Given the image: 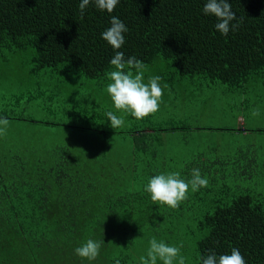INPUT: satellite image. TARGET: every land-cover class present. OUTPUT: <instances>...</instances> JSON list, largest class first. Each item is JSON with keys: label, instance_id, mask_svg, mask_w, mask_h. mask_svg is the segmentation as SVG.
<instances>
[{"label": "trees", "instance_id": "1", "mask_svg": "<svg viewBox=\"0 0 264 264\" xmlns=\"http://www.w3.org/2000/svg\"><path fill=\"white\" fill-rule=\"evenodd\" d=\"M80 2L0 0V118L10 122L0 136V264H140L153 237L182 243L186 264L233 248L246 264H264V129L250 124L254 108L264 118V0H228L243 20L227 36L203 12L206 0H119L111 13L92 0L83 18ZM112 16L128 28L118 51L146 65L145 83L162 77L161 103L175 98L177 83L197 94L207 83L211 93L236 97L223 112L234 108L236 125L191 126L177 115L156 121L155 113L136 119L117 110L106 91L117 50L101 36ZM25 58L35 85L7 89V72L19 71ZM41 105L70 119L66 143L30 146L41 134L23 126L61 124L11 112ZM108 111L128 126L112 128ZM205 129L238 137L182 156V143ZM194 168L208 185L190 187L178 208L154 203L145 190L159 174L180 172L187 182ZM88 239L104 241L91 261L75 253Z\"/></svg>", "mask_w": 264, "mask_h": 264}, {"label": "clouds", "instance_id": "2", "mask_svg": "<svg viewBox=\"0 0 264 264\" xmlns=\"http://www.w3.org/2000/svg\"><path fill=\"white\" fill-rule=\"evenodd\" d=\"M90 2L92 0H81L79 4L81 18H83L84 10ZM94 3L98 9L111 13L119 0H94ZM203 12L217 18L218 22L215 28L225 36L230 30L236 31L243 20L242 17L237 18L228 0H206ZM232 21H236V23H231ZM110 23L111 26L101 36L117 51H115V55L110 61V64L114 66V70L106 73L111 81L107 85L106 91L117 110L130 113L136 119H144L159 110L163 96V89L159 83L162 77L158 75L150 76L148 82H144L146 65L135 56L125 59L124 53L118 51L125 43L124 33L128 31L127 26L116 16L111 17ZM164 87H167V85H164ZM251 114L255 117L260 115V111L258 108H254L251 110ZM106 116L110 120L112 128L124 127L125 121L122 117H118L112 111H108ZM9 124L7 118H0V136L7 134ZM207 185L208 179L201 176L199 169L194 168L192 169V177L187 182L181 179L180 172L159 174L150 179L145 190L150 193L151 200L154 203L178 208L180 203L188 198L190 187L192 192H196L201 187H207ZM103 243L104 241L88 239L85 244L75 249V253L90 261L95 260ZM149 244L147 255L139 258L140 264H157L158 259L163 264H186L187 258L181 254L182 243L179 246H171L163 241H157L153 237L150 239ZM209 252L210 254L201 258L202 264H246L243 255L237 248H233L231 254H223L218 258L214 252L211 250ZM115 264H120V260L116 259Z\"/></svg>", "mask_w": 264, "mask_h": 264}, {"label": "rangeland", "instance_id": "3", "mask_svg": "<svg viewBox=\"0 0 264 264\" xmlns=\"http://www.w3.org/2000/svg\"><path fill=\"white\" fill-rule=\"evenodd\" d=\"M31 58V55L29 56ZM27 58V57H26ZM25 58V59H26ZM24 59V64L21 65L19 68V71L16 73H10L7 72V84L4 85L7 89L9 87L11 88H17L21 91L26 89L27 85H35L34 80L36 77H33L30 73V63L28 62V59ZM32 76V77H31ZM5 77L0 78V82L4 80ZM187 81V80H186ZM189 84V83H188ZM207 83H202L200 85L201 92L199 94L195 92H191L192 88L182 87L181 84L177 83V91L175 93V98H167V100L164 103H160V107L163 108V111H158L155 113L154 120L160 121L163 118H168L172 116H178L180 118H183L185 121L186 119L192 120V123H187V125L191 126H197V125H205L210 127H227V126H234L236 125V122L233 120L232 117H230L232 114L235 115V109L233 108L232 112L229 114H224V110L229 106L230 102H233L236 97L235 96H226L224 93L220 92V90H216L213 93L206 90ZM192 87V86H190ZM191 96V97H190ZM192 96H197L200 98L199 101H191ZM208 97V101L206 103H202L203 99L205 97ZM34 106V104L32 105ZM210 108V110L206 112H202V107ZM200 108V109H199ZM215 112H213V110ZM11 115H18L23 116L28 119H33L34 121H49L51 123H60V126H54V125H48L46 126L43 122H36V123H30V126H23L27 127L28 130H36L40 132V136H33L31 139L30 146L34 145H43L45 143L51 144L54 146V144H61L66 143L68 141L67 135L69 134V130L67 127H65V124H69L70 119L64 114L60 113L58 111H48L45 110L44 106L40 107H27L24 109H18L14 112H11ZM243 121V117L240 116L238 119L237 124H241ZM22 122V121H20ZM250 124L253 127H258L261 129H264V118H262L260 115L258 116H252V121ZM128 126V122H125L124 127L126 128ZM120 129V128H119ZM215 131L218 130H210L205 129L199 132L201 136L194 135L192 139H189L187 143H182L183 150H181L182 156L185 157H191L194 153V151L200 149V148H206L210 149V144H220L222 146H230L234 145V139L235 137H238V135H234L235 133L232 131H225V135H223L219 139V135L215 133ZM202 133V134H201ZM260 133H257V135ZM171 135V134H170ZM167 136V134H166ZM210 136L211 140H206V137ZM242 137V135H240ZM260 136V135H258ZM261 137V136H260ZM263 138V136H262ZM115 141L113 138L111 139ZM190 143V145H189ZM84 145V144H83ZM192 147L191 150H189V147ZM112 148L119 150L117 146L111 145ZM129 150V146H125L124 148H121V152L119 155L124 156L125 152Z\"/></svg>", "mask_w": 264, "mask_h": 264}]
</instances>
